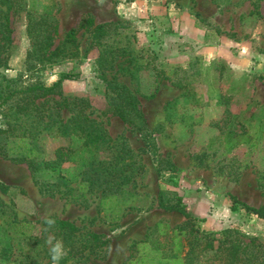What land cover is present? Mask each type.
I'll return each mask as SVG.
<instances>
[{
	"label": "rangeland",
	"instance_id": "374dc122",
	"mask_svg": "<svg viewBox=\"0 0 264 264\" xmlns=\"http://www.w3.org/2000/svg\"><path fill=\"white\" fill-rule=\"evenodd\" d=\"M69 28L74 44L55 51ZM65 71L53 97L75 100L59 117L82 109L105 134L97 146L56 131L51 101L46 128L21 110L22 87ZM113 85L133 99L122 119ZM4 87L15 91L0 103V264H51L50 236L67 250L59 264H170L189 250L194 264H226L233 238V264H264V0H0ZM229 136L245 142L226 149ZM27 150L34 171L17 160ZM58 156L52 171L38 163ZM104 181L119 188L101 193ZM173 192L202 220L158 205Z\"/></svg>",
	"mask_w": 264,
	"mask_h": 264
},
{
	"label": "trees",
	"instance_id": "16d2710c",
	"mask_svg": "<svg viewBox=\"0 0 264 264\" xmlns=\"http://www.w3.org/2000/svg\"><path fill=\"white\" fill-rule=\"evenodd\" d=\"M87 24H92V21L89 19L87 20ZM5 25V24H4ZM102 26L103 24H95L93 26V30L95 31L94 33H100L102 30ZM74 29L73 28H69L67 30V32L65 33V37L63 40V47H55V51L56 50H60L61 48H67L68 46H72L74 44ZM72 77V74L70 71H65V72H60L59 76L57 78L56 81L52 82L50 85H44L41 84L39 82H34L31 84H27L24 87L21 88V110L24 111H35L33 113V120L36 122H42L43 123V127L45 124V128L47 126L53 123H55V120L50 118V115H46L44 113V110H42L41 106H43L45 104V102L51 101L52 103V107L56 110V115H58L57 120H56V131H58L61 134H69V133H73L74 134H78L79 136L82 135L83 136V142L82 144L85 146H89V145H93V146H97L99 144L100 141H102L103 136L105 137L104 132H98L96 134H93L92 130L93 128H90V126L92 125L91 122L89 124H87L86 122H84L83 120L86 119L85 116L82 115V109L77 110V112L70 117H67L65 119H63V117H59V112L61 109L64 110H71L72 108L69 107V104L71 102H73V100H75L74 98L72 99V101L70 102V100L67 97H61V96H57V98L53 97V94H58V91L56 90V87L59 85L61 80L64 79H69ZM13 91L15 90H10L8 91L7 87L4 88H0V103H4V101L9 98L11 96V94L13 93ZM109 91L111 94V98L116 99V104H119V107L121 110H117L116 113L117 115H119V117L122 119L124 118V114L122 113V110L126 109L127 107H129V110H132V107H134V103H133V99L132 97L125 92V90L122 87L113 85L110 86ZM42 99L40 102L36 103L37 100ZM41 108V109H40ZM135 112L137 113V111L135 110ZM28 113V112H27ZM27 113H24L23 115L26 116ZM79 116H76V115ZM82 116V118H76V117H80ZM46 117V118H45ZM44 118L45 123H44ZM23 121L21 120V127H22V123ZM16 125V124H13ZM10 128V123L8 122L6 124V127L4 129H0V132H6L9 131L8 129ZM21 139L23 138H33L34 133L31 132L30 128L25 127V128H21ZM11 135H15L14 133L10 132ZM16 136V135H15ZM19 136V135H17ZM20 137V136H19ZM245 139H239V140H234V138L232 136L227 137V146L225 147L226 149L231 148L232 146L238 144V143H244ZM31 151L27 150L26 153L24 155H21L19 158H17L18 161H23L27 164V166L30 168L31 171H34L36 169L35 167V163L31 160H27V155L30 154ZM60 161V156H58L57 160H38V163L41 164V166L43 168H47L49 170H54L55 166L57 164V162ZM112 174V173H111ZM113 176V174L111 175ZM82 180V179H81ZM85 181V184L87 187L92 185V182L89 180H82ZM174 185V182L173 184ZM119 188V184H114L113 186L111 185H107V183L104 181L103 187L101 189V193L104 192L106 189L108 191L111 190H117ZM105 189V190H104ZM163 193V192H161ZM158 205L160 207H162L164 210L167 211H175L180 213L181 215H183L185 218L187 219H191V220H198L201 221L202 218H197L195 216H192L191 214H189L186 209L184 204L181 202V198L179 195H177L176 193L173 192L172 194V199L169 202H165L163 203L162 201H160V199H158ZM244 210L250 211L251 213L255 214L258 217H263V215L260 212V208H255V207H250L247 205L242 204ZM231 209H234L233 206H231ZM63 224H66L65 221H60ZM155 226H159V223L157 222L155 224ZM179 232L182 233V230L180 229ZM204 235H208V234H204ZM92 236L97 237L98 235L93 234ZM143 242V241H142ZM226 242V238L224 237L222 240H217V246L216 248H220L219 244H223ZM100 243H103L102 241H100ZM141 243V242H140ZM227 243H229L228 246H226L224 249L227 252V263L226 264H233L236 259V251L237 248L239 247V244H243V242H240L239 240L233 238L231 239V241H227ZM203 248L206 249H210L212 248V244L211 241L209 240H205ZM4 252L6 251L5 248L2 249ZM194 256L193 254H191V250L187 251L184 255L179 256L178 253L175 254L174 256H170L166 261L170 264H194L195 262L193 261Z\"/></svg>",
	"mask_w": 264,
	"mask_h": 264
},
{
	"label": "clouds",
	"instance_id": "9594fccd",
	"mask_svg": "<svg viewBox=\"0 0 264 264\" xmlns=\"http://www.w3.org/2000/svg\"><path fill=\"white\" fill-rule=\"evenodd\" d=\"M46 228L45 231L55 227L56 221L51 217H45ZM49 245V255L51 264H59V261L67 254L62 240L57 239L55 236H50L47 241Z\"/></svg>",
	"mask_w": 264,
	"mask_h": 264
},
{
	"label": "crops",
	"instance_id": "0c3cea01",
	"mask_svg": "<svg viewBox=\"0 0 264 264\" xmlns=\"http://www.w3.org/2000/svg\"><path fill=\"white\" fill-rule=\"evenodd\" d=\"M186 27H188V26H186ZM144 228H143V230H142V233H141V236H139V237H136V236H127L128 238L130 237L131 238V240H130V242L132 241V240H139V239H143L144 237H145V234H146V225L144 224ZM148 229V228H147ZM132 230V229H131ZM131 230H130V233H132L131 232ZM133 231V230H132Z\"/></svg>",
	"mask_w": 264,
	"mask_h": 264
}]
</instances>
